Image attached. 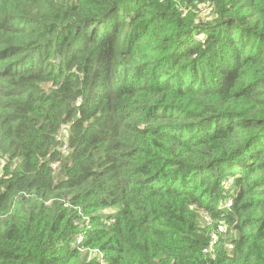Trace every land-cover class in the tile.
I'll return each mask as SVG.
<instances>
[{"label": "trees", "instance_id": "obj_1", "mask_svg": "<svg viewBox=\"0 0 264 264\" xmlns=\"http://www.w3.org/2000/svg\"><path fill=\"white\" fill-rule=\"evenodd\" d=\"M0 264H264V0H0Z\"/></svg>", "mask_w": 264, "mask_h": 264}, {"label": "rangeland", "instance_id": "obj_2", "mask_svg": "<svg viewBox=\"0 0 264 264\" xmlns=\"http://www.w3.org/2000/svg\"><path fill=\"white\" fill-rule=\"evenodd\" d=\"M203 8H204V7H203ZM208 11H209V9H205V8H204V9L202 10V12H201V16L204 17V18H206V17L208 16V15H207ZM207 18H208V17H207Z\"/></svg>", "mask_w": 264, "mask_h": 264}, {"label": "built area", "instance_id": "obj_3", "mask_svg": "<svg viewBox=\"0 0 264 264\" xmlns=\"http://www.w3.org/2000/svg\"><path fill=\"white\" fill-rule=\"evenodd\" d=\"M55 166H56V165H53V166H52V168L54 169V168H55ZM228 205H230V204H228ZM220 230L222 231V229H220Z\"/></svg>", "mask_w": 264, "mask_h": 264}]
</instances>
